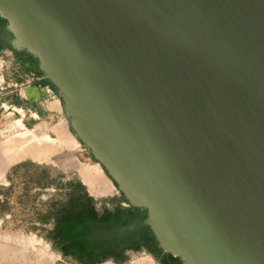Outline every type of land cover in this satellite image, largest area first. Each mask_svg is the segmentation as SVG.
Here are the masks:
<instances>
[{
	"label": "water",
	"instance_id": "1",
	"mask_svg": "<svg viewBox=\"0 0 264 264\" xmlns=\"http://www.w3.org/2000/svg\"><path fill=\"white\" fill-rule=\"evenodd\" d=\"M0 18L159 249L264 264V0H0Z\"/></svg>",
	"mask_w": 264,
	"mask_h": 264
},
{
	"label": "rangeland",
	"instance_id": "2",
	"mask_svg": "<svg viewBox=\"0 0 264 264\" xmlns=\"http://www.w3.org/2000/svg\"><path fill=\"white\" fill-rule=\"evenodd\" d=\"M5 25L3 27V44L0 43V87L4 74L8 72L14 75V67L18 69L23 61H28L33 67V70L28 71V74L34 82H43L56 93L54 87L43 79L42 74L39 75L36 72L37 63L31 56L25 53H17L10 48L5 34ZM29 59H32L33 63ZM66 119L68 125L64 129L59 128L57 122L45 124L44 127L40 123H35V127L26 129V125L24 126L22 123L14 124V115L0 108V244L23 251L44 252L52 264H128L139 257L151 258L154 261L159 260L160 264H169L165 259V254L172 257L173 255L163 252L158 246H154L156 243L154 236L149 228L144 225L146 210L135 209L129 205L105 169L92 158L89 149L76 137L70 127L69 119L67 117ZM28 131L33 133L30 137L36 135V139L31 145L37 150L36 155L39 157L19 155L8 160L9 153L5 154V145L12 139L22 141L24 139L23 134ZM38 138L39 142L37 141ZM13 167L15 172L11 174ZM93 167L100 169L99 172L97 173ZM83 174L92 179L96 186H101V184L104 186L103 180L111 181L114 194L97 198L92 196L83 182ZM76 181H80L90 197L93 198L95 201L93 207L97 211H117L116 204L123 197L124 202L121 204V209L117 211L121 212L106 218V220L112 221L106 225L107 235L110 236L107 243L101 242L97 247L93 246L92 248L87 246L79 248L76 247L75 243H64L63 245L56 237L51 236L50 232L55 228L53 221L43 227L40 223L32 225V219L47 217L49 209L53 211L54 207L56 208L63 201H66L69 190L66 191L65 186L73 187ZM140 210H143L142 226L146 232L145 235L137 230L134 232L141 235L137 241L132 242L123 239V236L125 237L134 229L133 226L128 228V225L136 220L133 218L134 213L139 215ZM122 211L125 213L124 215L121 214ZM117 238L121 239V243L118 242L117 244L118 247L114 244V240ZM122 241H125L126 244ZM132 244H139L140 246L130 248ZM123 246L125 247L123 248ZM120 247L125 251L118 255L115 254L114 250L120 249ZM72 249H80L81 252L89 250V253L85 254L87 259L75 256L71 253ZM90 252H103V254L91 260ZM116 258L121 262H116L114 260ZM178 260L179 264H182L180 258Z\"/></svg>",
	"mask_w": 264,
	"mask_h": 264
},
{
	"label": "crops",
	"instance_id": "3",
	"mask_svg": "<svg viewBox=\"0 0 264 264\" xmlns=\"http://www.w3.org/2000/svg\"><path fill=\"white\" fill-rule=\"evenodd\" d=\"M32 70L31 64L28 61H23L20 68L14 67V75L8 72L4 74L0 87V108L14 115V124L22 123V125H26V129L35 127V123H40L43 126L51 122H57L59 128L64 129L68 124L61 100L48 85L43 82H34L28 74V71ZM18 141L12 139L5 145V154L9 153L8 156L6 155L8 160L14 159V156L29 155L30 144L27 143L26 148L24 147V151L27 150V152L23 154L24 151L20 152L22 148L17 144ZM93 169L97 173L100 170L96 167ZM82 178L92 196L97 198L114 194L111 181L103 180L104 186L102 184L96 186L86 174H83ZM128 264H160V261L139 257Z\"/></svg>",
	"mask_w": 264,
	"mask_h": 264
},
{
	"label": "trees",
	"instance_id": "4",
	"mask_svg": "<svg viewBox=\"0 0 264 264\" xmlns=\"http://www.w3.org/2000/svg\"><path fill=\"white\" fill-rule=\"evenodd\" d=\"M30 62L33 63L32 59H29ZM35 65V64H34ZM36 72L41 75L40 71L36 69ZM49 84L48 82H46ZM31 164V163H30ZM17 168V167H16ZM14 167L11 170V174H14ZM11 180V179H10ZM69 184V183H68ZM73 185V184H71ZM65 190L67 191V200L63 201L59 206L56 208L54 207L53 211L52 209H49L47 213V217L42 218H34L31 221L33 222L32 225L39 224L43 227L48 225L51 221L54 223V227L51 233V236L56 237L60 243L67 244H76V247H88L92 248L93 246H96L98 244H101V242L107 243L110 240V236L107 235L106 225H109L112 221L106 220L108 216H113L118 210L121 209V204L124 202V199H122L117 202V211H108L105 210L103 212L97 211L93 205L95 201L92 197L88 194L85 187L82 185L80 181H76L75 185L71 187L70 185L65 186ZM70 187L72 188L70 191ZM55 210V211H54ZM137 212V211H136ZM124 215L125 213L122 211L121 213ZM135 215L133 218L135 219L138 214L134 213ZM41 217V216H39ZM140 232L142 235H145V230L143 229V226L137 227L135 231ZM118 242L121 243V239L117 238L114 240V244L117 246ZM123 242V241H122ZM125 243V241L123 242ZM126 244V243H125ZM124 245V244H123ZM137 246V247H136ZM138 245H130V248H138ZM154 246L157 247L156 243H154ZM118 247V246H117ZM116 247V248H117ZM125 246H123L124 248ZM115 249V254L122 253L123 249ZM75 256H78L81 259H87L85 258V254L89 253V250H84L81 252L80 249H72L71 250ZM151 252V251H149ZM91 257L90 259H94L97 257L102 256L103 252H90ZM152 253V252H151ZM116 262L118 259H114Z\"/></svg>",
	"mask_w": 264,
	"mask_h": 264
},
{
	"label": "bare ground",
	"instance_id": "5",
	"mask_svg": "<svg viewBox=\"0 0 264 264\" xmlns=\"http://www.w3.org/2000/svg\"><path fill=\"white\" fill-rule=\"evenodd\" d=\"M28 132L26 134H23L24 139H22V141H18V143H17L20 145V148H22V151H20V152L22 153L24 151V147L27 145V143H29L30 144L29 151H28L29 155L32 157L38 158L39 155H36L37 150L31 145V143H33V140L36 139V137H35L36 135H32V137H30V135L33 133L30 131H28ZM46 140L48 141V139H46ZM37 141L39 142V138ZM26 152H27V150L24 151L23 154H26ZM24 245H22V246H24ZM175 257L178 258V256H175ZM0 264H52V263H51L50 259L46 257L44 252H38L37 253L34 251H27V250L23 251V250H18L15 248L12 249V248H8V247H5V246L0 244Z\"/></svg>",
	"mask_w": 264,
	"mask_h": 264
},
{
	"label": "flooded vegetation",
	"instance_id": "6",
	"mask_svg": "<svg viewBox=\"0 0 264 264\" xmlns=\"http://www.w3.org/2000/svg\"><path fill=\"white\" fill-rule=\"evenodd\" d=\"M4 25H5V21L0 19V43L1 44H3L2 39L4 38V36H3ZM142 212H143V210H140L139 217L137 216L136 220L132 221V223L130 225H128V228L133 226L134 229L131 230L128 235H125V237L123 236L122 237L123 239H125V240L127 239L129 241L135 242V241H137V238L141 237L140 233L134 232V231H135L136 227L142 226V223H143V217H142L143 213ZM165 259L167 260V262L169 264H179V260H177L178 258L175 256L172 257L169 254H165Z\"/></svg>",
	"mask_w": 264,
	"mask_h": 264
}]
</instances>
